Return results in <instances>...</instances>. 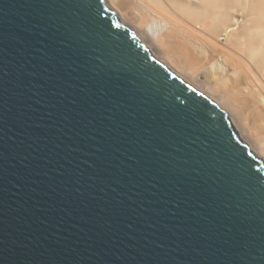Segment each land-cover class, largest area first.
<instances>
[{"label": "water", "instance_id": "1", "mask_svg": "<svg viewBox=\"0 0 264 264\" xmlns=\"http://www.w3.org/2000/svg\"><path fill=\"white\" fill-rule=\"evenodd\" d=\"M0 264H264V163L104 0H0Z\"/></svg>", "mask_w": 264, "mask_h": 264}, {"label": "bare ground", "instance_id": "2", "mask_svg": "<svg viewBox=\"0 0 264 264\" xmlns=\"http://www.w3.org/2000/svg\"><path fill=\"white\" fill-rule=\"evenodd\" d=\"M173 73L232 118L264 163V0H104Z\"/></svg>", "mask_w": 264, "mask_h": 264}, {"label": "rangeland", "instance_id": "3", "mask_svg": "<svg viewBox=\"0 0 264 264\" xmlns=\"http://www.w3.org/2000/svg\"><path fill=\"white\" fill-rule=\"evenodd\" d=\"M230 117V116H229ZM230 119L232 120V118L230 117ZM233 122V124L235 125V123H234V121H232ZM235 127H236V125H235ZM261 158V157H260ZM262 159V158H261ZM263 160V159H262Z\"/></svg>", "mask_w": 264, "mask_h": 264}]
</instances>
